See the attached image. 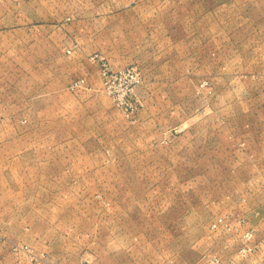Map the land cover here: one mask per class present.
Listing matches in <instances>:
<instances>
[{
  "label": "rangeland",
  "instance_id": "1",
  "mask_svg": "<svg viewBox=\"0 0 264 264\" xmlns=\"http://www.w3.org/2000/svg\"><path fill=\"white\" fill-rule=\"evenodd\" d=\"M0 264H264V0H0Z\"/></svg>",
  "mask_w": 264,
  "mask_h": 264
},
{
  "label": "built area",
  "instance_id": "2",
  "mask_svg": "<svg viewBox=\"0 0 264 264\" xmlns=\"http://www.w3.org/2000/svg\"><path fill=\"white\" fill-rule=\"evenodd\" d=\"M123 73L120 72L119 74H109V72H105V77L106 80L108 81V83H115L116 81H118L119 79L122 78ZM139 83V78L136 76L135 78H132V80L130 81V85L128 87V90L126 92V95L128 94H132L134 93V86ZM83 82H76L73 86L72 89H78L82 86Z\"/></svg>",
  "mask_w": 264,
  "mask_h": 264
}]
</instances>
